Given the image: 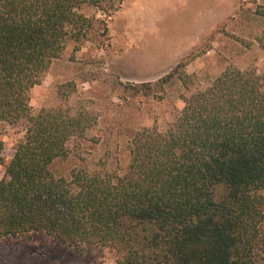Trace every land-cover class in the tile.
<instances>
[{
    "label": "trees",
    "instance_id": "1",
    "mask_svg": "<svg viewBox=\"0 0 264 264\" xmlns=\"http://www.w3.org/2000/svg\"><path fill=\"white\" fill-rule=\"evenodd\" d=\"M104 2L0 0V125L22 134L7 164L0 140V238L108 247L116 264H264V72L227 68L182 96L164 132L132 134L122 173L58 169L95 118L34 113L29 92L91 30L80 8ZM257 43L264 54V32ZM183 66L158 84L187 86Z\"/></svg>",
    "mask_w": 264,
    "mask_h": 264
},
{
    "label": "rangeland",
    "instance_id": "2",
    "mask_svg": "<svg viewBox=\"0 0 264 264\" xmlns=\"http://www.w3.org/2000/svg\"><path fill=\"white\" fill-rule=\"evenodd\" d=\"M258 11L262 15L257 14ZM92 19L80 42L68 41L40 84L29 92L41 109H85L94 124L70 141L69 159L58 167L87 166L122 173L132 134L144 128L164 132L183 108L182 96L203 88L227 68L264 72L257 37L264 32V0H105L84 5ZM184 63L187 86L158 84ZM0 125L7 164L21 138ZM4 168L0 166V178ZM108 247L67 246L42 233L0 238V264H116Z\"/></svg>",
    "mask_w": 264,
    "mask_h": 264
}]
</instances>
